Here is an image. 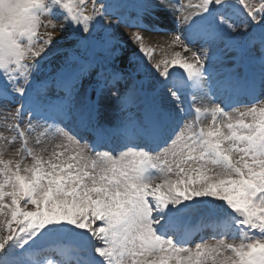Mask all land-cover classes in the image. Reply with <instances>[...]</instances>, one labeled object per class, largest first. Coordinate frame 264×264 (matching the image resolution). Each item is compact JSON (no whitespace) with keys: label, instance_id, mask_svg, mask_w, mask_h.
Listing matches in <instances>:
<instances>
[{"label":"snow or ice","instance_id":"obj_1","mask_svg":"<svg viewBox=\"0 0 264 264\" xmlns=\"http://www.w3.org/2000/svg\"><path fill=\"white\" fill-rule=\"evenodd\" d=\"M0 129V264H264V0H0Z\"/></svg>","mask_w":264,"mask_h":264},{"label":"rangeland","instance_id":"obj_2","mask_svg":"<svg viewBox=\"0 0 264 264\" xmlns=\"http://www.w3.org/2000/svg\"><path fill=\"white\" fill-rule=\"evenodd\" d=\"M243 30V29H242ZM241 30V31H242ZM121 31V33L122 34H124V35H126L127 33H125L123 30H120ZM158 38L157 39H159V41H161V42H159V41H157V43H161L163 46H164V43H165V41L166 40H168L169 39V37L168 36H157ZM161 37V38H160ZM163 37V38H162ZM3 130V129H2ZM16 148H18L16 145H13V147H12V151H14Z\"/></svg>","mask_w":264,"mask_h":264}]
</instances>
